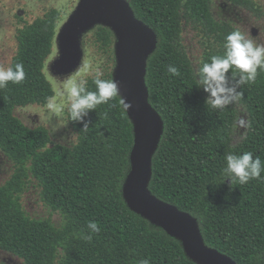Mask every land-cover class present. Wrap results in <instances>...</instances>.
Returning a JSON list of instances; mask_svg holds the SVG:
<instances>
[{
	"label": "trees",
	"instance_id": "16d2710c",
	"mask_svg": "<svg viewBox=\"0 0 264 264\" xmlns=\"http://www.w3.org/2000/svg\"><path fill=\"white\" fill-rule=\"evenodd\" d=\"M127 2L156 37L144 81L163 132L152 157L149 192L195 218L207 247L236 264H264V172L261 179L240 184L223 171L229 153L252 152L264 162V71L258 69L255 82L238 89L249 126L244 139L233 145L237 112L231 105L220 111L206 107L209 94L198 87L182 37L186 22L211 35L215 41L202 58V63L210 62L224 53L226 36L234 28L214 19L212 0ZM60 19L61 12L51 9L18 30L11 66L22 63L25 79L0 88V150L14 165L11 178L0 186V251L24 264H139L142 258L151 264H198L180 240L130 208L124 197L135 134L119 95L89 112L87 129L68 114L77 133L71 147H49L47 128H29L14 115L17 107L45 106L55 94L44 68ZM96 34L102 47L114 44L108 28L100 27ZM169 65L180 75L170 74ZM94 79L87 80L91 91ZM32 180L41 188L43 203L62 216L60 227L25 212L22 199ZM93 220L99 233L87 227Z\"/></svg>",
	"mask_w": 264,
	"mask_h": 264
},
{
	"label": "rangeland",
	"instance_id": "374dc122",
	"mask_svg": "<svg viewBox=\"0 0 264 264\" xmlns=\"http://www.w3.org/2000/svg\"><path fill=\"white\" fill-rule=\"evenodd\" d=\"M127 2V0H120ZM248 6H239L227 0H212L211 12L217 22L227 23L234 30L239 29L245 35L254 39L256 43L264 45V0H250ZM86 0H0V66L11 67L12 60L17 53V33L25 25L33 23L43 17L51 9L61 12L52 54L48 57L44 74L52 84L54 93L60 91L65 77L77 80L95 78L96 73L101 78L110 77L119 83V73L123 65L120 54L122 36L111 22L95 16L88 24L73 26ZM100 27L108 28L114 35V44L102 47L96 32ZM75 34L67 39V34ZM76 32V33H75ZM72 34V35H73ZM208 33L196 25L186 22L183 31V44L197 71L202 63L206 48L215 40ZM149 52L143 55L147 58ZM120 86V83H119ZM119 96L126 100V94L120 86ZM231 106L237 112V119L233 129V145L241 142L246 136L249 117L246 108L236 101ZM14 115L27 127L43 126L50 131L51 144L71 147L77 142V133L68 121L65 108L61 116L56 117L48 113L45 106L29 105L15 108ZM245 121L241 126L240 120ZM14 172L13 163L0 150V186L4 185ZM22 204L25 212L33 219H50L55 226L62 225V216L53 212L41 199V188L32 180L24 193ZM0 264H24L23 260L7 252L0 251Z\"/></svg>",
	"mask_w": 264,
	"mask_h": 264
},
{
	"label": "water",
	"instance_id": "95a60500",
	"mask_svg": "<svg viewBox=\"0 0 264 264\" xmlns=\"http://www.w3.org/2000/svg\"><path fill=\"white\" fill-rule=\"evenodd\" d=\"M95 16L114 24L123 37L119 83L126 94V102L132 105L127 113L134 124L135 134L131 172L123 191L128 205L180 240L186 254L198 264H236L205 245L195 218L158 200L148 190L152 157L163 132V122L148 102L144 81L147 58L144 61L143 55L150 54L155 48L154 33L135 18L128 2L120 0H86L73 29L88 24ZM72 34L70 31L67 39L74 37Z\"/></svg>",
	"mask_w": 264,
	"mask_h": 264
},
{
	"label": "clouds",
	"instance_id": "9594fccd",
	"mask_svg": "<svg viewBox=\"0 0 264 264\" xmlns=\"http://www.w3.org/2000/svg\"><path fill=\"white\" fill-rule=\"evenodd\" d=\"M224 49L222 55L212 56L210 62H203L196 71L198 87L209 94L205 101L206 107L217 111L236 102L243 95L238 89L245 84L254 83L258 69L264 71V45L248 38L241 30L236 29L226 36ZM168 72L173 76L180 75L179 69L173 65L168 66ZM25 75L22 63L11 67L0 66V88L6 87L9 82L21 83ZM93 83L95 91L87 88V81L84 79L65 77L60 91L46 98L48 113L59 117L67 108L71 120L84 123V129H87L85 117L89 112L98 105L109 103L120 93L119 83L113 79L101 78L99 72ZM120 105L124 111L132 107L125 99L120 100ZM240 124L244 126L245 121L241 119ZM225 159L226 167L223 171L232 183L233 179L246 184L250 180L262 178L264 162L259 156L254 157L252 152L245 151L239 155L229 153ZM87 227L91 233H99L101 230L94 220L89 221ZM139 264H151L150 258H142Z\"/></svg>",
	"mask_w": 264,
	"mask_h": 264
}]
</instances>
